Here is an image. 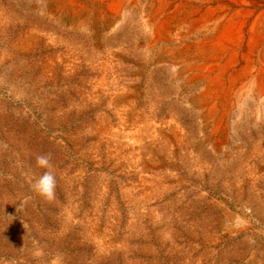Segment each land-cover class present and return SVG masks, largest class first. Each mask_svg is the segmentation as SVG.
<instances>
[{"label":"rangeland","instance_id":"374dc122","mask_svg":"<svg viewBox=\"0 0 264 264\" xmlns=\"http://www.w3.org/2000/svg\"><path fill=\"white\" fill-rule=\"evenodd\" d=\"M155 1L0 0V264H264V113L210 139L200 35L149 50Z\"/></svg>","mask_w":264,"mask_h":264},{"label":"bare ground","instance_id":"6f19581e","mask_svg":"<svg viewBox=\"0 0 264 264\" xmlns=\"http://www.w3.org/2000/svg\"><path fill=\"white\" fill-rule=\"evenodd\" d=\"M121 1L119 11L107 6L99 12L101 17L120 15L131 0ZM134 1L141 4V0ZM74 5L66 6L75 14ZM144 8L151 11L143 17L149 50L166 40L173 23L179 24L181 30L200 35L195 48L201 55L196 58L206 65L194 63L186 73L192 75V81H205L198 107L212 123L210 139L225 134L228 115L234 108L241 112L245 106L257 107L258 112L264 113V0H156ZM236 78L241 80L238 85L233 82ZM146 134L142 133L144 138H148Z\"/></svg>","mask_w":264,"mask_h":264},{"label":"clouds","instance_id":"9594fccd","mask_svg":"<svg viewBox=\"0 0 264 264\" xmlns=\"http://www.w3.org/2000/svg\"><path fill=\"white\" fill-rule=\"evenodd\" d=\"M36 165L46 170L38 179L32 182V191L46 200H53L55 198L56 176L50 170L52 168L50 154L37 156ZM50 264H62V257L60 255L55 256Z\"/></svg>","mask_w":264,"mask_h":264}]
</instances>
